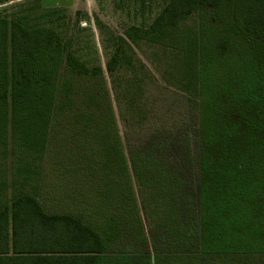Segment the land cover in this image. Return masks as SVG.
Masks as SVG:
<instances>
[{"label": "rangeland", "instance_id": "374dc122", "mask_svg": "<svg viewBox=\"0 0 264 264\" xmlns=\"http://www.w3.org/2000/svg\"><path fill=\"white\" fill-rule=\"evenodd\" d=\"M170 1L0 4V12L35 9L32 21L54 26L69 50L99 73L68 77L71 100L56 112L40 169L33 168L30 181L23 169L18 173L28 183L21 189L37 183L48 213L69 212L96 227L116 222L120 235L101 264H264L263 181L221 187L219 210L211 208L217 228L206 234L199 188L205 103L225 90L230 106L235 86L258 93L264 72L256 73L241 37L231 35L220 52L222 30L212 10L194 11L162 38H142L139 31ZM121 38L123 60L111 72ZM236 105L228 108L233 115ZM12 162L9 156L3 167L9 178Z\"/></svg>", "mask_w": 264, "mask_h": 264}, {"label": "trees", "instance_id": "16d2710c", "mask_svg": "<svg viewBox=\"0 0 264 264\" xmlns=\"http://www.w3.org/2000/svg\"><path fill=\"white\" fill-rule=\"evenodd\" d=\"M34 10L0 12V264H101L102 255L120 235L116 222L106 219L96 227L69 212L48 213L38 199L37 183L29 182V191L21 189L28 183L26 178L19 180L18 173L22 169L29 173L30 181L33 168L40 169L56 112L71 100L70 76L99 74L69 50L54 26L35 24ZM200 10H212L213 20L221 26L220 52H226L231 35L241 37L256 73L264 72V0H171L139 35L162 38L167 29ZM120 40L108 63L111 72L123 60L125 41ZM255 83L261 88L259 81ZM234 89L230 106L224 90L202 111L199 188L205 234L217 228L211 208L222 202L221 187L264 183V176L257 173L264 170V89L252 95L241 86ZM236 102L233 115L228 108ZM209 142L214 149H208ZM9 156L15 173L11 178L3 169Z\"/></svg>", "mask_w": 264, "mask_h": 264}]
</instances>
